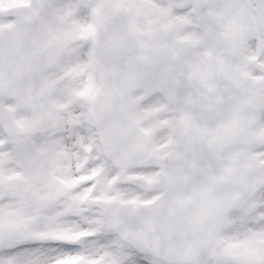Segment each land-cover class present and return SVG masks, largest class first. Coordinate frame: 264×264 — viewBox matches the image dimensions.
Returning a JSON list of instances; mask_svg holds the SVG:
<instances>
[{
  "label": "snow or ice",
  "instance_id": "1",
  "mask_svg": "<svg viewBox=\"0 0 264 264\" xmlns=\"http://www.w3.org/2000/svg\"><path fill=\"white\" fill-rule=\"evenodd\" d=\"M0 264H264V0H0Z\"/></svg>",
  "mask_w": 264,
  "mask_h": 264
}]
</instances>
